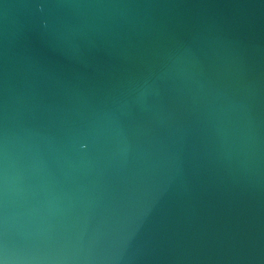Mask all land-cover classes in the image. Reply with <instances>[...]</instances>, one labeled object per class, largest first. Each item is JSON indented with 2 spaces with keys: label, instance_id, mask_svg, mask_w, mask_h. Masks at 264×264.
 Masks as SVG:
<instances>
[{
  "label": "water",
  "instance_id": "water-1",
  "mask_svg": "<svg viewBox=\"0 0 264 264\" xmlns=\"http://www.w3.org/2000/svg\"><path fill=\"white\" fill-rule=\"evenodd\" d=\"M0 264H264V0H0Z\"/></svg>",
  "mask_w": 264,
  "mask_h": 264
}]
</instances>
